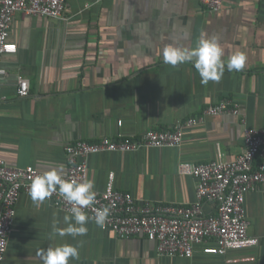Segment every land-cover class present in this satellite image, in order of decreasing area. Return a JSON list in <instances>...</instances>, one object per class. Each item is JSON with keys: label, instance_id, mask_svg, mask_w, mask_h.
Returning <instances> with one entry per match:
<instances>
[{"label": "crops", "instance_id": "obj_1", "mask_svg": "<svg viewBox=\"0 0 264 264\" xmlns=\"http://www.w3.org/2000/svg\"><path fill=\"white\" fill-rule=\"evenodd\" d=\"M66 2L67 21L13 17L16 53L3 59L2 158L10 167L64 174L68 144L166 130L228 98L240 114L204 116L185 129L179 148L87 159V183L96 192L112 172L114 187L140 204L192 203L196 181L178 165L232 161L245 129H264V0H223L216 12L199 0ZM18 78L30 82L26 97L16 95ZM245 213L257 246L224 256L198 246L186 259L159 256L143 236L117 238L21 194L4 264H264V183L246 195Z\"/></svg>", "mask_w": 264, "mask_h": 264}, {"label": "built area", "instance_id": "obj_2", "mask_svg": "<svg viewBox=\"0 0 264 264\" xmlns=\"http://www.w3.org/2000/svg\"><path fill=\"white\" fill-rule=\"evenodd\" d=\"M199 3L206 11L216 12L223 0H199ZM66 11V0H0V101L5 99L2 86L7 76L3 59L16 53V45L9 39L14 15L20 12L67 21ZM29 88L28 79H17V97L28 96ZM225 114L238 116V104L223 98L205 108L201 116L179 120L166 130L148 129L138 138L117 134L93 143L79 140L68 144L64 149L67 165L64 174L43 172L33 166L10 167L0 148V264H4L21 194L90 220L117 238L143 236L154 243L157 254L163 257L190 259L198 246L204 254L220 256L257 246L258 239L247 232L245 200L249 192L264 183V129H245L244 148L232 161L181 162L179 174L196 181L195 200L187 205L151 201L140 204L130 193L114 187L112 172L102 192L92 190L87 183L90 155L137 152L142 148H179L186 128L197 126L204 116ZM118 125H122L121 120ZM205 204L212 209L209 213L204 211Z\"/></svg>", "mask_w": 264, "mask_h": 264}]
</instances>
